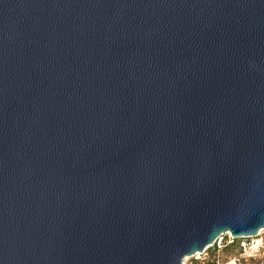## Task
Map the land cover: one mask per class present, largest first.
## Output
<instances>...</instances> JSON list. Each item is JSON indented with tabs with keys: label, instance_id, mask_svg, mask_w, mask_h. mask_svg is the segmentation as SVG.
I'll return each instance as SVG.
<instances>
[{
	"label": "water",
	"instance_id": "obj_1",
	"mask_svg": "<svg viewBox=\"0 0 264 264\" xmlns=\"http://www.w3.org/2000/svg\"><path fill=\"white\" fill-rule=\"evenodd\" d=\"M262 228L264 0H0V264Z\"/></svg>",
	"mask_w": 264,
	"mask_h": 264
},
{
	"label": "rangeland",
	"instance_id": "obj_2",
	"mask_svg": "<svg viewBox=\"0 0 264 264\" xmlns=\"http://www.w3.org/2000/svg\"><path fill=\"white\" fill-rule=\"evenodd\" d=\"M258 238H263V243H260L259 249L256 250L251 256H247V260L243 264H264V228L259 231ZM242 239H237L230 246H223L222 249L216 251L213 248L207 250L208 254L203 255V259L195 262L192 256H186L182 264H208L214 263L219 260L223 264H234L233 259L237 256H242L243 251L241 250Z\"/></svg>",
	"mask_w": 264,
	"mask_h": 264
},
{
	"label": "built area",
	"instance_id": "obj_3",
	"mask_svg": "<svg viewBox=\"0 0 264 264\" xmlns=\"http://www.w3.org/2000/svg\"><path fill=\"white\" fill-rule=\"evenodd\" d=\"M260 235V234H259ZM258 235V236H259ZM258 236H249L246 238H237L231 234V232H225L220 234L214 242L205 248L203 251L194 254L192 257L194 258L195 262L202 260L204 257L203 255L208 254L207 250L211 247L216 251H219L223 248V246L227 247L230 244L234 243L237 239H242L241 242V250L243 251V255L234 257L232 260L234 264H243L247 260V256H251L257 249H259L260 243H263V238H258ZM214 264H223L220 263L219 260L214 261Z\"/></svg>",
	"mask_w": 264,
	"mask_h": 264
},
{
	"label": "trees",
	"instance_id": "obj_4",
	"mask_svg": "<svg viewBox=\"0 0 264 264\" xmlns=\"http://www.w3.org/2000/svg\"><path fill=\"white\" fill-rule=\"evenodd\" d=\"M208 264H214V263H208Z\"/></svg>",
	"mask_w": 264,
	"mask_h": 264
},
{
	"label": "bare ground",
	"instance_id": "obj_5",
	"mask_svg": "<svg viewBox=\"0 0 264 264\" xmlns=\"http://www.w3.org/2000/svg\"><path fill=\"white\" fill-rule=\"evenodd\" d=\"M261 231V230H260Z\"/></svg>",
	"mask_w": 264,
	"mask_h": 264
}]
</instances>
